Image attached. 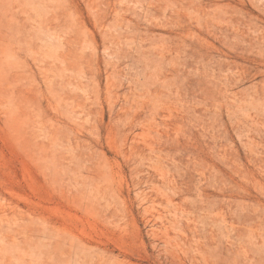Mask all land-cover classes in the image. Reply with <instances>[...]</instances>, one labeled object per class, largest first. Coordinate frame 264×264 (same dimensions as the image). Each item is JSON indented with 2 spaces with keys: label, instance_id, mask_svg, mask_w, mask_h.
I'll return each instance as SVG.
<instances>
[{
  "label": "rangeland",
  "instance_id": "obj_1",
  "mask_svg": "<svg viewBox=\"0 0 264 264\" xmlns=\"http://www.w3.org/2000/svg\"><path fill=\"white\" fill-rule=\"evenodd\" d=\"M0 264H264V0H0Z\"/></svg>",
  "mask_w": 264,
  "mask_h": 264
}]
</instances>
